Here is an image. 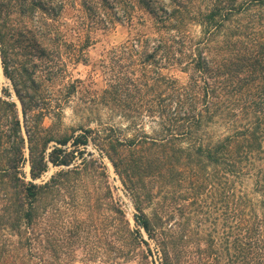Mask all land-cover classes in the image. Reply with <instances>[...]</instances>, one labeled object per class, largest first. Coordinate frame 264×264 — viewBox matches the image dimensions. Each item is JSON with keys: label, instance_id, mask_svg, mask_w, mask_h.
I'll return each mask as SVG.
<instances>
[{"label": "trees", "instance_id": "1", "mask_svg": "<svg viewBox=\"0 0 264 264\" xmlns=\"http://www.w3.org/2000/svg\"><path fill=\"white\" fill-rule=\"evenodd\" d=\"M116 24L150 28L106 52L117 70L100 99L122 107L129 126H156L130 136L111 125L57 129L61 105L83 89L65 79L68 65ZM0 66L9 83L0 86V264H70L73 250L62 259L54 225L45 233L42 221L61 190L74 198L90 174L105 179L96 196L107 211L105 264L134 259L141 244L150 253L140 230L158 264H175L186 234L173 236L167 221L177 202L205 192L229 231L208 239L199 264H264V0H0ZM103 157L131 197L133 228ZM181 182L185 195L145 212L151 188Z\"/></svg>", "mask_w": 264, "mask_h": 264}, {"label": "rangeland", "instance_id": "2", "mask_svg": "<svg viewBox=\"0 0 264 264\" xmlns=\"http://www.w3.org/2000/svg\"><path fill=\"white\" fill-rule=\"evenodd\" d=\"M149 24L136 25L128 27L127 25L116 24L110 31L99 33L96 41L92 44L85 53L84 62L76 64H69L66 72V80L78 78L84 81L83 89L74 94L73 98L61 105V114L59 126L57 129L67 130L73 128L75 132L80 131V127L97 128L105 125L116 127L127 135H132L136 131H144L151 133L156 126L150 119H143L138 122L136 127L129 126V120L124 116L122 107L112 106L100 99V94L105 87L106 77L114 74L117 68H111L106 58V52L113 46L118 45L126 40H130L139 33H148ZM164 73L173 74L179 80L185 79V74L176 70H164ZM107 75V76H106ZM9 83L2 75L0 69V86H7ZM18 109L20 108L19 101L14 97ZM56 121V118H46L45 124ZM134 127V128H133ZM137 129V130H135ZM87 150L95 151L91 143H88ZM107 180L112 188V194L115 201L123 210L125 217L128 219L130 226L134 227L133 215L136 210L131 201V197L122 186L119 177L113 171L109 161L103 157ZM28 170V165H25ZM57 168L50 167L42 176V179H47L56 171ZM105 179L90 174L86 179V186H76L74 188L75 197L70 198L68 191L61 190V196L56 201L53 211L45 214L42 221V226L45 233L54 225L56 232V242L60 246L59 254L62 259L67 258L70 250L73 261L70 264H105V250L103 243L104 224L106 222L107 211L103 204V198L96 201V196H103ZM158 185V183L156 184ZM84 188L87 189L86 200ZM155 193L152 204L145 207V212L151 213L154 209L155 202L161 201V204H172L171 196L177 193L184 194L188 191L185 182L179 185L168 184L164 187L154 186L151 188ZM206 193V192H205ZM205 193L200 194L193 203L192 199H181L178 205H181L180 210H172V218L167 221L168 226L173 225L171 234L179 237L180 233H185L186 236L176 244V249L179 250L178 256H175V264H199L203 257V251L208 245L210 237L215 241L222 234V231H229L227 227L222 225L220 209L213 204L212 200ZM85 194V193H84ZM185 195V194H184ZM85 202V203H84ZM98 203L100 206L98 207ZM175 206V205H174ZM50 218H52L50 220ZM51 222V225H50ZM119 220L115 219V231L119 234ZM75 226H77L75 228ZM185 228V229H184ZM72 231L71 238L73 242L68 243V232ZM141 237L145 239L150 247V253L147 252L146 246L141 244L137 250V255L134 259L126 262H119L117 264H151L154 261L158 264V256L156 247L152 240L148 239L144 231L140 230ZM210 234V236L208 235ZM186 240V242H184ZM209 246V245H208ZM212 246H218V242H212ZM175 249V250H176ZM140 251L146 254V259L142 258L140 261Z\"/></svg>", "mask_w": 264, "mask_h": 264}, {"label": "water", "instance_id": "3", "mask_svg": "<svg viewBox=\"0 0 264 264\" xmlns=\"http://www.w3.org/2000/svg\"><path fill=\"white\" fill-rule=\"evenodd\" d=\"M0 69H1V66H0Z\"/></svg>", "mask_w": 264, "mask_h": 264}]
</instances>
